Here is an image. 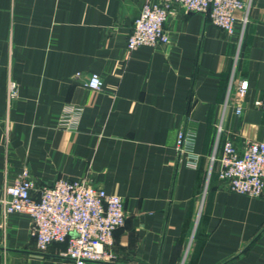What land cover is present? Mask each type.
Here are the masks:
<instances>
[{
	"label": "crops",
	"instance_id": "1",
	"mask_svg": "<svg viewBox=\"0 0 264 264\" xmlns=\"http://www.w3.org/2000/svg\"><path fill=\"white\" fill-rule=\"evenodd\" d=\"M143 3L0 0V188L27 170L38 189L85 180L118 195L110 264H264V192L229 191L218 161L227 139L264 142V0L233 33L174 6L168 44L128 51ZM66 105L82 109L73 130L57 125ZM181 128L195 133V168L175 148ZM31 227L0 212V264H73L66 243L39 251Z\"/></svg>",
	"mask_w": 264,
	"mask_h": 264
},
{
	"label": "built area",
	"instance_id": "2",
	"mask_svg": "<svg viewBox=\"0 0 264 264\" xmlns=\"http://www.w3.org/2000/svg\"><path fill=\"white\" fill-rule=\"evenodd\" d=\"M251 0H144L139 15L132 23L126 48L132 51L141 45L168 44L170 38L165 29L167 18L174 6L187 12L207 13L219 29L233 33L242 30L248 22ZM87 87L93 91L102 88L98 73H92ZM247 82L239 84L242 96ZM9 95H17L16 84L9 82ZM261 105V101L254 103ZM241 107L237 108L240 113ZM81 107H63L57 125L73 130L81 116ZM221 129L218 127V133ZM195 133L179 129L175 148L180 155H187L188 165L195 168L199 156L194 153ZM215 158L212 157V161ZM219 179L234 193L259 197L264 192V142L247 141L238 150L229 139L223 143L218 159ZM38 192L35 195L34 192ZM0 212L3 216L25 213L32 220L31 236L39 251H45L54 242L66 243L62 253L73 264L117 262L112 251L113 233L125 222L122 199L85 180L58 179L50 185L37 188L28 171L22 172L19 181L0 188Z\"/></svg>",
	"mask_w": 264,
	"mask_h": 264
}]
</instances>
